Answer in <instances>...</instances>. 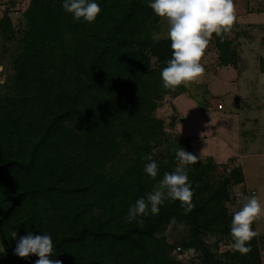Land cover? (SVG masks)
<instances>
[{"label":"trees","instance_id":"1","mask_svg":"<svg viewBox=\"0 0 264 264\" xmlns=\"http://www.w3.org/2000/svg\"><path fill=\"white\" fill-rule=\"evenodd\" d=\"M95 2L102 12L94 23L74 20L63 0H31L20 36L8 11L0 21L3 40L18 44L0 84V264H36L35 255L14 254L15 235L29 233L51 235L49 258L61 264H184L179 256L189 251L201 264H262L257 236L246 255L207 243L232 241L231 194L199 158L188 168L190 213L168 200L142 224L126 220L136 200L174 171L172 149L188 145L162 139L164 121L154 116L166 94L184 87H163L172 49L168 38L151 39L161 35L151 0ZM211 38L230 65L227 32ZM157 146H166L164 158L152 155ZM146 155L158 164L154 179L144 172ZM231 176L242 177L239 169ZM181 224L186 236L170 243L168 228Z\"/></svg>","mask_w":264,"mask_h":264},{"label":"rangeland","instance_id":"2","mask_svg":"<svg viewBox=\"0 0 264 264\" xmlns=\"http://www.w3.org/2000/svg\"><path fill=\"white\" fill-rule=\"evenodd\" d=\"M30 2L0 0V21L8 11L17 36L25 29L24 13ZM234 4L236 20L226 39L231 64L225 65L222 51L210 38L201 61L203 78L199 83L182 85L184 92L180 94H166L154 113L164 121L162 139L187 141L186 152L216 168L212 179L227 184L231 194L229 215L241 207L238 201L243 196L256 194L264 204V0H234ZM158 23L161 37L167 38V22L159 18ZM17 47V41L5 42L0 34V84L7 81ZM166 152V146H157L152 155L164 158ZM234 169H239L242 177L232 178ZM254 225L264 264V218ZM186 234L185 226L178 231L170 226L166 237L177 244ZM15 238L20 240L21 235ZM206 241L219 253L233 250L229 239L210 236ZM3 250L0 240V252ZM198 255L185 252L179 260L201 264L195 258Z\"/></svg>","mask_w":264,"mask_h":264},{"label":"clouds","instance_id":"3","mask_svg":"<svg viewBox=\"0 0 264 264\" xmlns=\"http://www.w3.org/2000/svg\"><path fill=\"white\" fill-rule=\"evenodd\" d=\"M63 9L76 21L94 23L101 14V7L95 0H63ZM149 7L154 14L167 22V38L171 42L172 56L160 73L163 87L175 90L179 86L199 83L205 74L202 57L209 45V39L231 30L236 20L234 0H151ZM161 35L153 32L151 39L158 42ZM177 166L172 172H165L159 186L139 198L128 210L126 220L131 223H143L142 217L158 214L160 207L168 200L179 201L185 208V214L195 207L194 192L189 180L188 166L198 162V157L186 152L182 147L172 149ZM148 163L144 172L150 178H156L159 167L152 155L143 157ZM241 207L235 211L231 220L230 247L246 255L251 252L250 241L257 236L253 224L264 218V204L253 194L243 196ZM180 229L183 225L178 226ZM53 239L49 234L22 236L16 245L14 254L21 259L32 255L39 259L36 264H61L58 259H50L53 254Z\"/></svg>","mask_w":264,"mask_h":264},{"label":"built area","instance_id":"4","mask_svg":"<svg viewBox=\"0 0 264 264\" xmlns=\"http://www.w3.org/2000/svg\"><path fill=\"white\" fill-rule=\"evenodd\" d=\"M220 108H222V106H220ZM190 252V251H189Z\"/></svg>","mask_w":264,"mask_h":264}]
</instances>
